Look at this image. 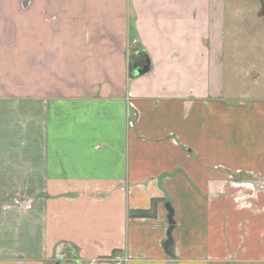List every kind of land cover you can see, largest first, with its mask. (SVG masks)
<instances>
[{
	"label": "crops",
	"instance_id": "crops-1",
	"mask_svg": "<svg viewBox=\"0 0 264 264\" xmlns=\"http://www.w3.org/2000/svg\"><path fill=\"white\" fill-rule=\"evenodd\" d=\"M242 1L0 0V264H264V100L225 95Z\"/></svg>",
	"mask_w": 264,
	"mask_h": 264
},
{
	"label": "rangeland",
	"instance_id": "rangeland-1",
	"mask_svg": "<svg viewBox=\"0 0 264 264\" xmlns=\"http://www.w3.org/2000/svg\"><path fill=\"white\" fill-rule=\"evenodd\" d=\"M232 5L235 7L238 6L239 8H235L233 6V10L231 13L229 12L228 17L227 46L222 55L226 70L224 78L225 95L227 96L226 100L229 102L235 104H250L256 100H264V14L261 11L260 4L256 1H242L240 4L234 3ZM13 37L14 36H10L8 43L7 36H0V76L2 74V76L10 75V77H13L11 84L4 85L0 83V87L3 85L4 87H8L10 90H18V88L22 87L23 84V81L20 78L21 75L18 71L19 68L22 73V63L19 64L17 54H15V61H13L15 66L13 69H10L9 72V66L6 65V61L4 60L5 55L7 56L6 52L10 50L12 51L13 47L17 45V39ZM3 51L5 52L4 56L2 55ZM12 54L13 53H11V56ZM45 62L49 65L50 58H47ZM16 66L18 68H16ZM64 85L65 84L59 83L60 88H62L65 92L67 88ZM83 85L87 88V96L90 98L93 97L95 95L93 88L91 87V89H89L87 87V83ZM85 97L86 96L84 95L83 98ZM49 100H51V98H49ZM57 101L62 104L55 103V101L51 102L49 107L51 111H53V109L55 110V107L59 105H67V100L65 99L59 98ZM125 105L126 114L124 124L125 132L128 133L137 118V114H130L131 102L129 92L125 98ZM84 106L85 105H82L81 103L72 104L74 112H77L74 122H84L82 118H79L85 110ZM107 116L111 117L114 116V114ZM111 119L112 118H107V120ZM113 132L115 135H113ZM106 134L112 135L117 139L116 129H108ZM94 149L98 151L101 150L102 147L96 146ZM123 182L124 181L118 183ZM117 184L115 189L119 187ZM124 189L125 192L129 194L130 186L127 183L123 185V190ZM111 190H113V188ZM108 196L109 195L106 193V197ZM140 216L143 215L140 214Z\"/></svg>",
	"mask_w": 264,
	"mask_h": 264
},
{
	"label": "water",
	"instance_id": "water-1",
	"mask_svg": "<svg viewBox=\"0 0 264 264\" xmlns=\"http://www.w3.org/2000/svg\"><path fill=\"white\" fill-rule=\"evenodd\" d=\"M261 4H262V11H264V0H261ZM137 62H138V60L136 59V61L134 60L130 64V67L133 68V71L130 72V76L132 78L140 77V76H143L145 74H148L150 72V69H151V64H150L149 58L146 57L143 65L142 64L138 65ZM166 209L169 213L168 214L169 229L167 232V240L164 243V249H165L166 253L171 255L170 249L174 244L172 234H173V231L175 228V221H174V212H173L171 205L166 204Z\"/></svg>",
	"mask_w": 264,
	"mask_h": 264
},
{
	"label": "built area",
	"instance_id": "built-area-1",
	"mask_svg": "<svg viewBox=\"0 0 264 264\" xmlns=\"http://www.w3.org/2000/svg\"><path fill=\"white\" fill-rule=\"evenodd\" d=\"M129 260L128 255H117L113 258L112 264H129ZM92 264H98V262L94 261Z\"/></svg>",
	"mask_w": 264,
	"mask_h": 264
},
{
	"label": "flooded vegetation",
	"instance_id": "flooded-vegetation-1",
	"mask_svg": "<svg viewBox=\"0 0 264 264\" xmlns=\"http://www.w3.org/2000/svg\"><path fill=\"white\" fill-rule=\"evenodd\" d=\"M260 7H261V11H262V4H261V1H260ZM262 12H264V11H262Z\"/></svg>",
	"mask_w": 264,
	"mask_h": 264
}]
</instances>
